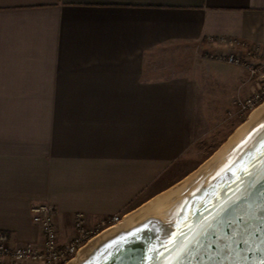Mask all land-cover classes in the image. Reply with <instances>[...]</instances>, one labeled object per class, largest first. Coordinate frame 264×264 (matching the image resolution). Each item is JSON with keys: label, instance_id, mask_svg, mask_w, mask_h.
Returning a JSON list of instances; mask_svg holds the SVG:
<instances>
[{"label": "crops", "instance_id": "1", "mask_svg": "<svg viewBox=\"0 0 264 264\" xmlns=\"http://www.w3.org/2000/svg\"><path fill=\"white\" fill-rule=\"evenodd\" d=\"M221 37L264 52V0H0V230L12 245L43 242L34 204L55 207L65 242L77 213L126 215L195 170L187 151L223 140L234 101L256 88L210 59Z\"/></svg>", "mask_w": 264, "mask_h": 264}, {"label": "water", "instance_id": "2", "mask_svg": "<svg viewBox=\"0 0 264 264\" xmlns=\"http://www.w3.org/2000/svg\"><path fill=\"white\" fill-rule=\"evenodd\" d=\"M65 264H264V103L195 170Z\"/></svg>", "mask_w": 264, "mask_h": 264}, {"label": "built area", "instance_id": "3", "mask_svg": "<svg viewBox=\"0 0 264 264\" xmlns=\"http://www.w3.org/2000/svg\"><path fill=\"white\" fill-rule=\"evenodd\" d=\"M220 43L225 51L212 54L219 60L243 67L251 78L256 79V88L248 95L238 97L236 115L247 119L249 115L264 103V52L234 38H210ZM33 221L39 225L44 235L41 244L25 243L12 245L10 235L0 230V264H65L75 258L80 249L93 237L121 223L124 214L100 218L91 222L85 213L79 212L74 219L75 234L68 241H61L55 222V207L48 203L31 206Z\"/></svg>", "mask_w": 264, "mask_h": 264}, {"label": "rangeland", "instance_id": "4", "mask_svg": "<svg viewBox=\"0 0 264 264\" xmlns=\"http://www.w3.org/2000/svg\"><path fill=\"white\" fill-rule=\"evenodd\" d=\"M210 59H217L215 56H210ZM222 61V60H221ZM225 62V61H223ZM227 63V62H225ZM229 64V63H228ZM236 110L233 113H228L225 122L229 123L231 128L229 131L226 132L224 135V139H218V141L214 142L212 140V144H214V147H205V146H199L200 143L196 144L195 147L189 149L187 151V157L185 158L186 161V170L190 169H196L203 161H205L209 156H211L219 147L220 145L232 134V132L245 120L238 118V116L235 114ZM204 145V144H203Z\"/></svg>", "mask_w": 264, "mask_h": 264}]
</instances>
